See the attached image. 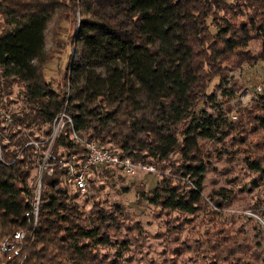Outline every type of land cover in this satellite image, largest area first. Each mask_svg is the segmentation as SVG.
I'll return each instance as SVG.
<instances>
[{
    "label": "trees",
    "instance_id": "16d2710c",
    "mask_svg": "<svg viewBox=\"0 0 264 264\" xmlns=\"http://www.w3.org/2000/svg\"><path fill=\"white\" fill-rule=\"evenodd\" d=\"M54 19L73 27L62 82L45 77ZM255 37L264 61V0H0L1 102L6 108L19 103L11 123H0L8 139H0V243L25 229L27 253L22 262L20 255L5 254L0 264H132L122 253L133 240L117 234L123 208L97 207L87 215L60 165L44 171L38 225L27 224L37 185L33 171L62 111L72 122H65L54 154L86 156L75 132L135 162L160 164L157 185L141 193V201L194 214L207 171L202 142L221 141L242 127V119L228 122L199 105L216 100V90L209 93L215 79L221 95L233 97L224 62H250L247 48ZM260 100L264 112V94ZM253 118L264 128V113ZM176 155L180 162L167 164ZM250 167L264 172L257 162ZM254 228L252 241L242 230L208 231L204 241L172 252L195 253L197 264H264V231L258 223Z\"/></svg>",
    "mask_w": 264,
    "mask_h": 264
},
{
    "label": "rangeland",
    "instance_id": "374dc122",
    "mask_svg": "<svg viewBox=\"0 0 264 264\" xmlns=\"http://www.w3.org/2000/svg\"><path fill=\"white\" fill-rule=\"evenodd\" d=\"M245 17L244 14L235 18L242 20ZM72 29L62 20L54 19L50 22L47 31L49 59L45 67L47 79L55 76L57 82L64 81L63 71L68 55L73 51V47L65 43L67 40L70 42ZM212 30L215 31L214 28ZM247 49L252 53L250 62L239 65L224 62V72L227 78H231L229 86L235 83L232 85L235 90L233 97H223L221 90L217 89L218 79H215L209 93L215 89L216 100L202 101L199 105V108H206L209 114H222L223 119L228 122L242 119V127L232 131L221 141L202 142L207 171L202 201L194 214L166 211L146 200L141 201L140 194L150 192L160 179V175L148 172L128 176L116 168H109L112 170L108 171L107 167H96L89 177V193L78 196L77 201L87 215L92 214L97 207L123 208V214L118 217L123 223L117 234L129 236L133 240L132 245L122 253V258L130 263L197 264L191 257L196 256L195 253L183 251L176 255L172 252L173 249L184 250L183 243L195 244L197 239L204 241V234L208 231L215 233L225 230L235 233L242 230L250 241L257 232L254 228L256 223L264 231V172L250 167L251 162H257L264 168V128L257 127L259 124L253 118L255 114L264 113L258 105L263 101L260 100V94H264V61L260 58V39L255 37ZM258 84L262 85L261 92L252 93ZM17 89L14 88L13 97L16 96ZM247 90H251L252 94L243 98ZM17 104H12L11 110H16L19 106ZM232 112L237 114V119L231 118ZM53 145L49 142L47 149L50 146L53 148ZM179 160V155H176L167 164L176 166ZM156 166L161 169L160 164ZM32 177L31 183H38V168L33 171ZM70 188L75 189L73 186ZM137 226H141V231L137 230ZM262 243L264 250V238ZM251 246L254 249L253 243ZM108 249L111 253L115 250L105 248L103 251ZM199 262L205 264L208 261L204 259Z\"/></svg>",
    "mask_w": 264,
    "mask_h": 264
},
{
    "label": "built area",
    "instance_id": "2783aa9c",
    "mask_svg": "<svg viewBox=\"0 0 264 264\" xmlns=\"http://www.w3.org/2000/svg\"><path fill=\"white\" fill-rule=\"evenodd\" d=\"M261 90L262 85L258 84L254 87L252 93L261 92ZM252 93L251 90H247L243 98ZM12 114L13 111L2 104L0 96V123H11ZM237 117L236 113H231L232 119H237ZM66 121L72 122L65 111L60 112L53 120L51 134L47 138V141L51 142L52 145L61 134ZM73 138L76 142L84 144L87 149L86 156L83 159L79 158L76 154L57 156L53 153L52 147L50 146L46 150L43 159L38 164V183L34 188L31 208L25 212L27 224L31 225L33 228H36L38 225L42 175L44 171L50 174L52 169L58 165L64 168L66 183L77 189L81 195L89 193V177L96 167L116 168L128 176H134L140 172H148L156 175H161L163 173L155 164L135 162L130 157H122L117 151L99 146L95 140L81 139L75 132H73ZM0 139L4 142L8 141L5 136H2L1 127ZM34 143L36 145L38 144L37 141ZM25 238V229L16 230L13 234L6 235L0 243V258H3L5 254L11 253L13 255H20V262H22L27 254L25 251Z\"/></svg>",
    "mask_w": 264,
    "mask_h": 264
}]
</instances>
